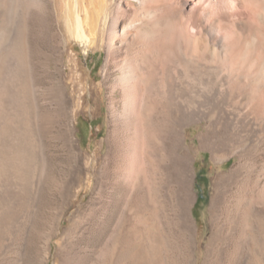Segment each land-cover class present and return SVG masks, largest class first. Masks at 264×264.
Returning a JSON list of instances; mask_svg holds the SVG:
<instances>
[{"label": "rangeland", "instance_id": "obj_1", "mask_svg": "<svg viewBox=\"0 0 264 264\" xmlns=\"http://www.w3.org/2000/svg\"><path fill=\"white\" fill-rule=\"evenodd\" d=\"M179 1L197 11V0ZM121 3V25L147 20L131 0ZM67 33L53 0H0V264H152L151 192L144 185L139 210L128 206L131 189L114 187L125 151L111 133L116 74L104 76L107 47L85 52ZM25 73L31 86L22 92ZM202 129L195 122L182 131L194 159L192 191L179 184L171 159L159 174L164 237L154 248L160 264H248L242 250L206 260L213 182L236 159L198 151Z\"/></svg>", "mask_w": 264, "mask_h": 264}, {"label": "bare ground", "instance_id": "obj_2", "mask_svg": "<svg viewBox=\"0 0 264 264\" xmlns=\"http://www.w3.org/2000/svg\"><path fill=\"white\" fill-rule=\"evenodd\" d=\"M53 2L68 37L85 52L107 47L104 76L116 74L111 133L125 151L112 181L133 191L127 203L139 210L144 185L151 192L150 263L160 264L154 247L164 237L156 221L159 174L171 159L179 184L192 191L194 159L182 131L197 122L198 151L215 161L236 159L213 182L206 260L242 250L248 264H264V170L255 177L264 167V0H197L195 12L179 0H131L135 15L148 17L141 25H121L122 0ZM31 78L23 76L22 92Z\"/></svg>", "mask_w": 264, "mask_h": 264}]
</instances>
